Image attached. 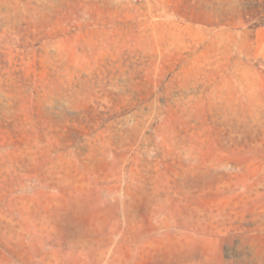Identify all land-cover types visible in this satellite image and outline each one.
Wrapping results in <instances>:
<instances>
[{"label": "rangeland", "instance_id": "1", "mask_svg": "<svg viewBox=\"0 0 264 264\" xmlns=\"http://www.w3.org/2000/svg\"><path fill=\"white\" fill-rule=\"evenodd\" d=\"M0 264H264V0H0Z\"/></svg>", "mask_w": 264, "mask_h": 264}, {"label": "built area", "instance_id": "2", "mask_svg": "<svg viewBox=\"0 0 264 264\" xmlns=\"http://www.w3.org/2000/svg\"><path fill=\"white\" fill-rule=\"evenodd\" d=\"M128 1H130L132 3H145V2H148L150 0H128Z\"/></svg>", "mask_w": 264, "mask_h": 264}]
</instances>
